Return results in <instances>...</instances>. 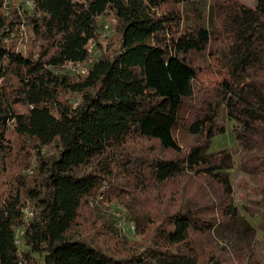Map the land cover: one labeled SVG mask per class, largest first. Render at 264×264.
Returning <instances> with one entry per match:
<instances>
[{
  "label": "trees",
  "instance_id": "16d2710c",
  "mask_svg": "<svg viewBox=\"0 0 264 264\" xmlns=\"http://www.w3.org/2000/svg\"><path fill=\"white\" fill-rule=\"evenodd\" d=\"M31 1L8 17L0 0V264H261L230 158L208 149L225 108L264 197V0ZM107 15L118 48L92 57ZM135 192L133 245L105 202Z\"/></svg>",
  "mask_w": 264,
  "mask_h": 264
},
{
  "label": "rangeland",
  "instance_id": "374dc122",
  "mask_svg": "<svg viewBox=\"0 0 264 264\" xmlns=\"http://www.w3.org/2000/svg\"><path fill=\"white\" fill-rule=\"evenodd\" d=\"M241 1L246 6H255L257 4V0ZM24 6L30 8L27 0H5L3 10L8 17L12 15V12L14 10L17 11L19 15L23 16L25 15ZM97 20L99 24V31L101 33L100 44L102 47H98L95 43L91 42L90 49L92 50V57L99 54V52L101 51H104L106 54H110L114 52L119 45V26L117 19L113 15H107L98 17ZM106 24L109 25L110 30H108L109 33L107 34V36H103ZM15 28L17 29L15 34L21 31L20 34L24 35V38H26L27 41L29 40L30 35L28 33V27L24 23V21L17 24V27ZM88 63L90 64L91 61H88ZM86 68L88 69L87 66ZM61 71L65 74L68 73L69 75L78 76L74 72L73 67L70 65V63L67 66H64ZM67 97L68 94L65 93L64 98ZM77 100L78 99H75V103L78 102ZM21 109L24 108L21 107ZM216 127L217 129H220V127H224L225 132H217V134L211 139L208 152L214 153L223 151L226 155L229 156L230 159H227L226 161L230 166L228 168H225L223 171L227 172L229 175L233 189L234 204L237 206L241 215H243L255 229V236L252 239L250 237L245 239L248 240V243H250L255 248V252L261 264H264V197L262 195L253 193L251 189L255 187L254 178L245 170L242 165L243 145L236 139L233 133L234 128H241L242 125L237 120L231 118L225 108H220L218 117L216 119ZM148 144H151L150 141L148 142L143 140L139 142H131L130 146L131 149L136 150L138 149V147L145 148ZM30 164L32 165V162H30ZM17 165L19 168H22L24 166V164L19 160L17 161ZM26 170L27 171H25V173H27L28 175L32 174L31 167ZM177 184L178 183L170 184L167 186V188L173 187L174 189H176L174 186ZM180 186H178L177 189ZM139 195V192H135L132 197L131 194H128L126 199L116 200L113 202H105L107 212L111 216H113L114 220H116L117 225L121 229V232L123 233L126 240L133 245L143 243L148 237V223L137 222L133 218L132 213L129 209V205L133 204V201H135L136 199H138L140 202L138 209H146L147 204ZM18 234L22 236V229L18 231ZM19 246L23 247L22 244Z\"/></svg>",
  "mask_w": 264,
  "mask_h": 264
},
{
  "label": "built area",
  "instance_id": "2783aa9c",
  "mask_svg": "<svg viewBox=\"0 0 264 264\" xmlns=\"http://www.w3.org/2000/svg\"><path fill=\"white\" fill-rule=\"evenodd\" d=\"M27 2H28V4L29 5H33V2L31 1V0H27ZM108 30H110V28H109V25L108 24H106L105 25V32L103 33V36H107V34L109 33V31ZM89 61H91L92 62V58H90L89 59ZM69 63H67V65H68ZM66 65V66H67ZM70 65L73 67V70H74V72L76 73V74H86L87 73V71H88V69L86 68V66H87V64L86 63H81V62H75V63H70ZM86 65V66H85ZM24 215H25V218L26 219H29V218H31L32 216H33V212H32V210H30V209H28V208H26V209H24ZM16 243L18 244V245H21L22 244V237L21 236H18L17 237V239H16Z\"/></svg>",
  "mask_w": 264,
  "mask_h": 264
}]
</instances>
